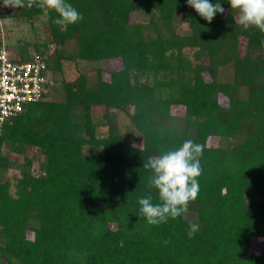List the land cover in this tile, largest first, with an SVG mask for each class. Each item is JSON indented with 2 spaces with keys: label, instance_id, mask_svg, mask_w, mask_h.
Segmentation results:
<instances>
[{
  "label": "trees",
  "instance_id": "16d2710c",
  "mask_svg": "<svg viewBox=\"0 0 264 264\" xmlns=\"http://www.w3.org/2000/svg\"><path fill=\"white\" fill-rule=\"evenodd\" d=\"M66 2L83 16L67 27L55 11L0 6L1 19L45 15L51 34L33 44L50 93L0 130V264H264V33L235 24L228 0H209L225 9L211 23L187 0ZM9 50L31 57L28 45ZM115 59L107 78L100 66L94 79L62 77L65 63ZM94 107L126 111L140 145L99 136ZM188 139L204 146L198 198L148 225L138 199L158 200L143 163ZM29 149L43 157L38 173Z\"/></svg>",
  "mask_w": 264,
  "mask_h": 264
},
{
  "label": "clouds",
  "instance_id": "9594fccd",
  "mask_svg": "<svg viewBox=\"0 0 264 264\" xmlns=\"http://www.w3.org/2000/svg\"><path fill=\"white\" fill-rule=\"evenodd\" d=\"M231 10H235V24L245 30L255 27L264 33V0H228ZM187 5L192 7L208 23H211L217 13H224L225 9L220 2L212 4L209 0H187ZM5 8H32L58 14L56 24L63 27L77 23L83 19L66 0H2ZM264 46V41H261ZM204 146L193 140H185L176 149L167 150L163 154L149 157L143 163V168L150 170L147 187L157 192L158 202H153L151 194L138 199L139 214L151 226H159L169 219H177L187 213L188 206L198 198L200 185L198 178L202 174L200 158ZM199 230L196 223L189 224L187 235L193 238ZM166 245L168 240L163 241Z\"/></svg>",
  "mask_w": 264,
  "mask_h": 264
},
{
  "label": "rangeland",
  "instance_id": "374dc122",
  "mask_svg": "<svg viewBox=\"0 0 264 264\" xmlns=\"http://www.w3.org/2000/svg\"><path fill=\"white\" fill-rule=\"evenodd\" d=\"M134 18V16H133ZM184 33V31H183ZM0 36H3L9 49L16 50L18 45H28L29 50H34L33 44H41L51 38L50 28L45 15H39L31 20H25L19 17H9L6 19L0 18ZM53 51V46L50 45L48 52ZM48 53V54H49ZM98 66L102 67L104 70L105 78L108 77V72L115 68H120L121 63L119 60H108V61H98L94 64H82L74 65V63H65L63 79L66 81H72L75 79L80 72H86L90 79L95 78V68ZM59 83L56 84L51 97L54 96L57 99L62 97V91L59 87ZM57 90V91H56ZM223 102V101H222ZM176 113H181V109H176ZM93 118L98 125V135L104 136L108 133L110 129L117 130L121 133L124 142L126 144H131L134 146L140 145L141 136L136 131L132 125L130 119L128 118L126 111L121 110H106L104 108L94 107L93 108ZM107 114V115H106ZM105 116L109 117V122H107ZM217 141H214L216 143ZM32 157V171L34 173L39 172V165L43 160V157L39 155L35 150H28L27 154ZM22 155H17L13 157V162L15 165L7 170L6 175L11 180L10 190L13 193L15 190V177L18 174L17 165L22 163ZM261 241H255L252 243L250 249L251 253H260L263 249Z\"/></svg>",
  "mask_w": 264,
  "mask_h": 264
},
{
  "label": "built area",
  "instance_id": "2783aa9c",
  "mask_svg": "<svg viewBox=\"0 0 264 264\" xmlns=\"http://www.w3.org/2000/svg\"><path fill=\"white\" fill-rule=\"evenodd\" d=\"M30 56L28 60L18 59L0 36V130L29 103L50 93L45 58L34 50H30Z\"/></svg>",
  "mask_w": 264,
  "mask_h": 264
}]
</instances>
